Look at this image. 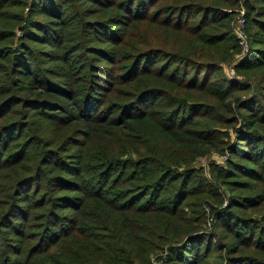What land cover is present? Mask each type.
<instances>
[{"label": "trees", "instance_id": "16d2710c", "mask_svg": "<svg viewBox=\"0 0 264 264\" xmlns=\"http://www.w3.org/2000/svg\"><path fill=\"white\" fill-rule=\"evenodd\" d=\"M156 260L264 264V0H0V264Z\"/></svg>", "mask_w": 264, "mask_h": 264}, {"label": "built area", "instance_id": "2783aa9c", "mask_svg": "<svg viewBox=\"0 0 264 264\" xmlns=\"http://www.w3.org/2000/svg\"><path fill=\"white\" fill-rule=\"evenodd\" d=\"M244 6L239 5L236 9L235 16L232 20L231 26H232V33L234 34L235 38L237 39L238 45L240 47V54L242 55L248 47V42H247V34L245 30V18H244ZM229 71L232 72V75H234V70H233V64H231ZM226 158V153H221L217 155V160L223 162ZM161 260H156L154 261V264H161Z\"/></svg>", "mask_w": 264, "mask_h": 264}, {"label": "rangeland", "instance_id": "374dc122", "mask_svg": "<svg viewBox=\"0 0 264 264\" xmlns=\"http://www.w3.org/2000/svg\"><path fill=\"white\" fill-rule=\"evenodd\" d=\"M246 51L241 55L240 54V49L238 50V52L234 53L233 56L231 57V59L228 61V60H224V61H221L220 62V65H221V69H222V73L224 74L225 77L227 78H230V77H234L232 75V72L229 71V68L231 66V64L237 62V61H240L241 58L245 57V54ZM241 76L239 75H236V77L234 78H237L239 79ZM217 155H219V153H216V152H212L210 153L209 155L205 156V157H202V158H198L196 162L193 163V166L195 167H201L204 174L209 178V174H210V168H209V163L208 162H213V163H220V161L217 160ZM222 166L223 167H226L227 165V162H221Z\"/></svg>", "mask_w": 264, "mask_h": 264}]
</instances>
